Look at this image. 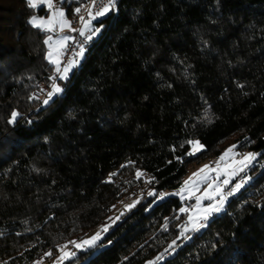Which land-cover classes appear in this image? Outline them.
Returning a JSON list of instances; mask_svg holds the SVG:
<instances>
[{
	"label": "trees",
	"instance_id": "16d2710c",
	"mask_svg": "<svg viewBox=\"0 0 264 264\" xmlns=\"http://www.w3.org/2000/svg\"><path fill=\"white\" fill-rule=\"evenodd\" d=\"M34 12L0 0V264L55 256L144 181L156 195L59 264H264V0H117L48 104ZM231 143L259 154L251 178L182 243L189 166Z\"/></svg>",
	"mask_w": 264,
	"mask_h": 264
},
{
	"label": "rangeland",
	"instance_id": "374dc122",
	"mask_svg": "<svg viewBox=\"0 0 264 264\" xmlns=\"http://www.w3.org/2000/svg\"><path fill=\"white\" fill-rule=\"evenodd\" d=\"M63 1L64 0H53V3H54V5L57 8L63 9L64 12H65V18L67 20L71 21L70 16L67 13V9L63 5ZM41 7H44L46 9V13L45 14H40L38 12V9L41 8ZM110 11H108L107 13H105V15H103V16H96L95 18H93V16L89 17L88 20L86 21V22H88V26L85 27V28L90 29L93 32V34L96 35L99 32L100 29L98 27H96L95 22L96 21H99L102 18H104L105 16H107ZM50 14H51L50 10H48L45 6H39V7H37L35 9V12L31 15V17L32 16L47 17ZM72 29H73L72 24H71V27L70 28L69 27H65L62 31L59 29V27H57V29L55 31L46 32V39H47L48 36H52L53 37V40L50 43L56 44V42L58 40L62 39L65 36H70L71 37ZM46 39H45V41H46ZM63 49L61 50V53L62 54L60 56L61 62H62V57H63V54H64V50ZM50 50L51 49L49 48V45L47 44V55H48V52ZM47 55H46V57H47ZM84 55H85V49H84V52H83V56L75 55V56H73L71 58V60L69 62H71L72 60H75L77 62L70 68V71L67 74V79L70 77V75L72 74V72L74 71V69L75 68H78V66L81 63V60L84 57ZM47 60L54 67V73L56 74L57 73L56 72V65L54 63H52L48 58H47ZM68 63L66 65H64V67L68 66ZM60 68H61V64H60ZM63 68H61V71L63 70ZM65 81H66V79H62L61 76H60V80H58L56 82V84H58L60 86V88L62 89V85H63V83ZM43 82H46V81L40 82L38 84V86L40 84H42ZM57 94H54L52 96L51 100ZM51 100H49V101H51ZM195 140H198V139H195ZM233 145H235V144L234 143L228 144L222 150V152L220 154L213 155V156H209V157H207V158H205L203 160H200L199 162H195V163H193V164H191L189 166L188 174L186 175L184 181L188 180V178L190 176H192V174L194 172H196L198 169H200L201 167H203L206 164L207 165H210V167L212 169H215V170L214 171H210V172L207 173V177L208 178L206 180H198L197 181L198 187L185 186L184 184L181 187V189L182 188H185L186 189L185 191L181 192L180 195H178L180 197L181 201H182L181 209L182 208H188L189 209L188 212H182V213L185 214V224H186V227H189L190 228V225L188 223V217H189V215H193V211L192 210L195 209V206H196V203H197V199L196 198L203 196L206 190L212 191V190L215 189V187L219 186L222 189L223 194L227 198H226V200H225V202L223 204V207H222L221 211H219L217 213H213L212 215H210L208 217L207 220L201 221L205 225H206V222L210 218H212L215 215H218L222 211H224L225 208H226L227 202L233 196H235L238 193V191L244 186L243 184L240 183L241 179L242 178H245L247 181L250 180L251 176L249 174H245V173L247 172V169L249 167H251L255 163H257V158H258V155L259 154L256 153V152H254V151H244V150L242 151L240 149H237L236 146L233 147ZM230 148L232 149V151L227 156H225L223 160H220V157L222 155H224V153L227 152V150L230 149ZM203 149H204V147H203ZM191 151H192V148H191ZM248 153L255 154L254 159H252L251 162L240 163L241 161H245V157H246V155ZM196 154H194V155H196ZM233 173H235V174H233ZM145 180H146V178H145ZM226 180L228 181L227 184L224 183V181H226ZM209 184H212L213 185V189H209ZM237 185H241L239 187V189L236 190V191H234L232 195H230V196L227 195V193H229L227 191V189L228 188H232V190H233L234 188H236ZM189 188L191 190V198H189V195H190V191L188 190ZM181 189L178 192H180ZM150 192H152V190L148 186V182L147 181H144L143 183H141L137 187H135V186L129 187V191L127 192V194H125L119 200V202L115 206L112 214L104 222H101L99 225H97L96 227H94L84 237H82L80 239H77V240H73V241H75L77 243H80L81 241L90 239L97 232H100L101 233V237H102L103 234L105 232H107V231H102V229L107 228V230H108L110 228V226L113 225L116 222V220H118L120 218V216L124 212H126L131 207H133L144 196H148ZM219 200H220V196L219 195H217L214 198V200L204 199V200L201 201V206L204 207V206H207L209 203H216ZM129 206H131V207H129ZM203 228H200L199 230H188V231H185V229H183L181 231V233L184 235V239H183L182 243L190 240V238L192 237L193 234H195L196 232L202 230ZM62 248L64 249V251L74 252L76 254V253H78L81 250H85V249L89 248V246H85L83 248H79L78 249V248L75 247L74 244L68 242V243H66L65 245H63V246H61L59 248V251H58V253L55 256H49L48 254H46V255H43L40 259L36 260L35 262H33L31 264H59V263L63 262L64 260H62V261L60 260V257L63 254L62 251H61Z\"/></svg>",
	"mask_w": 264,
	"mask_h": 264
},
{
	"label": "snow or ice",
	"instance_id": "6c2138e0",
	"mask_svg": "<svg viewBox=\"0 0 264 264\" xmlns=\"http://www.w3.org/2000/svg\"><path fill=\"white\" fill-rule=\"evenodd\" d=\"M28 6L31 7L32 9H36L39 6H45L48 10H50L51 14L47 17H38V16H32L30 18L29 23L37 28H40L42 30H44L45 32H51V31H55L57 29V27H59V29L62 31L65 27H71V21L67 20L65 18V12L63 9L61 8H57L54 3L53 0H27ZM96 0H93V5H95ZM114 7V3L113 0H109L108 5L103 6L100 10L96 11L95 16H93V18H95L96 16H103L105 15V13H107L108 11H110L112 8ZM75 11L77 13L80 12V9L77 8L75 9ZM89 15L92 16V13L89 12ZM82 21L84 20V17L80 18ZM88 26V22H85V27ZM72 31H77L76 29H72ZM80 34L83 35V29L80 30ZM89 40L92 38L91 36L87 37ZM72 37L70 36H65L62 39L58 40L56 42V44H52L50 43L53 40L52 36H48L45 43L49 45V48L51 49L48 52L47 58L56 65V72L57 73H61V78L62 79H67V74L70 71V68L77 62L75 60H72L71 62L68 63V66L64 67L63 70L61 71L60 68V64H61V50L65 47L66 42L71 40ZM83 46H81V49L79 51V53H77V55L79 56H83ZM53 81H55L56 77L52 78ZM62 91V89L60 88V86L56 83H53L52 85V90L48 92L47 94V99H45L43 101L44 104H48L49 100H51L52 96L54 94L60 93ZM19 114L16 112L12 113V121L14 122L16 117ZM188 143L191 145L192 151L187 153V155H194L198 152H200L203 149V145L200 143V141L198 140H193V141H188ZM233 147H235V145H233ZM232 151V149H228L227 152L224 153V155H222L220 157V160H223L225 156H227L230 152ZM255 154L253 153H248L245 157V161H241L240 163H245V162H251L252 159H254ZM215 169H212L210 167V165H204L203 167H201L200 169H198L196 172H194L192 174V176H190L188 178V180L184 181V185L185 186H191V187H198L197 181L198 180H206L207 177V173L210 171H214ZM235 174V173H233ZM143 173L140 172L139 170L137 171V177L142 176ZM225 184L228 183V181H224ZM241 185H237L236 188H234L232 191H230L229 193H227V195H232L234 191L238 190L239 187ZM209 189H213V185L209 184ZM185 188H182L180 192H177L176 195H180L181 192L185 191ZM190 191V195L189 198H191V190L190 188L188 189ZM149 195H156V193L154 192H150ZM162 195H167V194H162ZM219 195L220 196V200L216 203H209L207 206L202 207L201 206V201L204 199H208V200H214V198ZM162 198V196H161ZM226 196L223 194L222 189L217 186L215 187L214 190L209 191L206 190L204 195L201 197H197V203L195 206V209H193V215H189L188 217V223L190 225L189 227L185 228V231L188 230H199L200 228L205 227L206 225L204 223H202L201 221H205L208 219V217L210 215H212L213 213H217L219 211H221L223 204L226 200ZM131 207V206H129ZM181 212H188L189 209L188 208H182L180 209ZM102 231H107V228L102 229ZM101 239V233L97 232L94 236H92L90 239L88 240H84L81 241L80 243H77L75 241H70V243L74 244L76 248H83L85 246H93L96 244L97 241H99ZM173 244H175V241H173ZM66 247V246H65ZM62 251V256L60 257V260H65L68 259L71 256H74L75 253L74 252H69V251H64V249H61ZM48 255H51V253H48ZM159 259V257H158Z\"/></svg>",
	"mask_w": 264,
	"mask_h": 264
},
{
	"label": "built area",
	"instance_id": "2783aa9c",
	"mask_svg": "<svg viewBox=\"0 0 264 264\" xmlns=\"http://www.w3.org/2000/svg\"><path fill=\"white\" fill-rule=\"evenodd\" d=\"M109 0H96L95 5H93V0H82L79 5L75 8H79L80 12L77 13L75 10L72 13L70 19L73 29H76L77 31H72L71 37L72 39L69 40L65 46L64 54L62 57L61 62V68L66 65L73 56L77 55L79 53L81 46H83V49L86 48L87 44L89 43L88 36L93 35V32L90 29L85 28V22L88 20L89 12L92 13V16H95L96 11L100 10L103 6L108 5ZM114 8L117 5V0H113ZM84 17V20L82 21L80 18ZM83 29L84 34H80V30ZM61 76V73H56L54 77H56L55 81L50 82H43L40 84L32 93L33 97L37 99L40 102H43L45 99H47V94L49 91L52 90L53 83H56ZM241 184L246 183V179L242 178L240 181ZM228 192L232 191V188L227 189ZM181 228H185V224L181 225Z\"/></svg>",
	"mask_w": 264,
	"mask_h": 264
},
{
	"label": "crops",
	"instance_id": "0c3cea01",
	"mask_svg": "<svg viewBox=\"0 0 264 264\" xmlns=\"http://www.w3.org/2000/svg\"><path fill=\"white\" fill-rule=\"evenodd\" d=\"M67 42H68V41H67ZM67 42H66V44H67ZM65 46H66V45H65ZM64 49H65V47H64ZM64 49H63V50H64Z\"/></svg>",
	"mask_w": 264,
	"mask_h": 264
}]
</instances>
